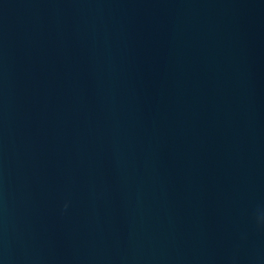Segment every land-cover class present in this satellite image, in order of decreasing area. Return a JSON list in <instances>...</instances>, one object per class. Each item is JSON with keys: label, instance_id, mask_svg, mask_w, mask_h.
<instances>
[{"label": "water", "instance_id": "95a60500", "mask_svg": "<svg viewBox=\"0 0 264 264\" xmlns=\"http://www.w3.org/2000/svg\"><path fill=\"white\" fill-rule=\"evenodd\" d=\"M0 264H264V0H0Z\"/></svg>", "mask_w": 264, "mask_h": 264}]
</instances>
